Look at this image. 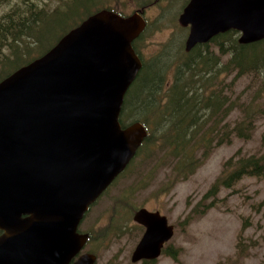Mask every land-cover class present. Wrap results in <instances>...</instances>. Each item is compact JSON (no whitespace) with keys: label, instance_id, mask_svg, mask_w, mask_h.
I'll use <instances>...</instances> for the list:
<instances>
[{"label":"water","instance_id":"95a60500","mask_svg":"<svg viewBox=\"0 0 264 264\" xmlns=\"http://www.w3.org/2000/svg\"><path fill=\"white\" fill-rule=\"evenodd\" d=\"M185 50L230 30L264 39V0H189L178 17ZM147 21L103 8L0 81V264H95L79 227L148 136L123 127L125 97L143 67L134 41ZM132 261L158 259L175 226L140 208Z\"/></svg>","mask_w":264,"mask_h":264},{"label":"trees","instance_id":"16d2710c","mask_svg":"<svg viewBox=\"0 0 264 264\" xmlns=\"http://www.w3.org/2000/svg\"><path fill=\"white\" fill-rule=\"evenodd\" d=\"M50 1L0 0V81L9 71L45 53L64 33L96 11L107 8L127 14L115 6L118 0H58L53 7ZM144 4L139 2V11L144 12ZM53 33H58L57 38L46 44ZM239 35L234 29L221 33L189 52L180 46L170 62L157 57L146 61L135 42L139 38L134 41L143 67L123 105L122 114L131 120L123 117L121 122L124 127L129 121H141L148 136L123 175L140 157L150 173L171 169L178 180H184L216 146L233 138L249 140L254 136L258 123L264 122V39L242 44ZM170 68L174 80L167 86ZM244 79L247 84L238 91ZM245 176L264 177V151L245 155L238 150L224 162L204 199L223 188H233ZM200 208H195L197 213L204 211ZM106 234L108 228L102 229L101 236ZM91 241L89 235L88 243ZM165 253L177 258L174 250Z\"/></svg>","mask_w":264,"mask_h":264},{"label":"rangeland","instance_id":"374dc122","mask_svg":"<svg viewBox=\"0 0 264 264\" xmlns=\"http://www.w3.org/2000/svg\"><path fill=\"white\" fill-rule=\"evenodd\" d=\"M142 1H145L144 12L139 11ZM186 1L114 2L127 14L141 12L145 17L147 29L135 42L146 61L157 57L159 61L170 62L180 46L185 50L189 28L181 26L178 17L189 0ZM49 4L56 6L58 0H51ZM180 28L185 30L181 32ZM57 36L58 33L50 35L46 44ZM167 74L166 85L170 86L174 80L172 68ZM246 84L247 80H241L238 91ZM125 116L121 114L120 120ZM238 150L245 155L264 151V122L258 123L251 139L233 138L213 148L196 172L184 180H178L171 169L159 168L150 173L147 164L138 157L131 169L122 173L92 205L82 221L79 230L92 236L83 252L96 254L95 264H143L133 262L132 254L145 232L134 220V214L144 207L161 211L175 226V233L166 246L167 250L176 252L177 258L163 253L148 264H264V177L245 176L233 188H223L217 195L204 199L224 162ZM197 207L204 211L197 213ZM105 228L108 234L101 236Z\"/></svg>","mask_w":264,"mask_h":264},{"label":"flooded vegetation","instance_id":"af4514ba","mask_svg":"<svg viewBox=\"0 0 264 264\" xmlns=\"http://www.w3.org/2000/svg\"><path fill=\"white\" fill-rule=\"evenodd\" d=\"M143 226V225H142ZM144 227V226H143ZM145 228V227H144ZM1 233H2V230L0 229V235H1ZM167 244V243H166ZM166 244H165V247H164V249H163V253H165V250H167V246H166ZM162 253V254H163ZM156 260H147V259H143V260H141V261H138V262H143V264H148V263H153V262H155Z\"/></svg>","mask_w":264,"mask_h":264}]
</instances>
